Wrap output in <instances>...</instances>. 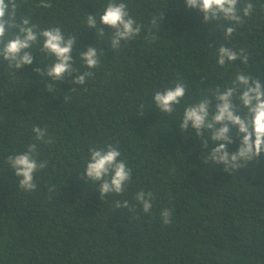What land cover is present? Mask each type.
Segmentation results:
<instances>
[{
    "label": "trees",
    "instance_id": "trees-1",
    "mask_svg": "<svg viewBox=\"0 0 264 264\" xmlns=\"http://www.w3.org/2000/svg\"><path fill=\"white\" fill-rule=\"evenodd\" d=\"M46 2L51 7L16 0L17 17L76 38L73 67L94 75L73 85L65 74L49 92L33 71L38 61L46 67L53 60L39 44L31 49L32 65L16 70L0 58V264H264V157L230 174L204 163L195 130L178 126L186 104L226 87L237 73L264 82V0H241L253 4L252 14L227 39L185 0H123L142 28L118 50L112 29L99 24L109 0ZM88 14H96L104 36L87 27ZM160 14L156 32L151 20ZM221 44L243 48L248 63L218 65ZM89 45L101 60L95 69L79 56ZM178 79L188 92L175 113H161L154 91ZM34 125L47 128L45 139L54 143L37 141ZM231 135L230 152L239 143L235 128ZM31 143L47 166L34 173L36 189L25 192L7 157ZM107 144L118 145L132 178L123 193L102 199L99 182L83 174L89 148ZM141 190L153 193L148 213L134 198ZM117 200L129 208L114 207ZM165 208L172 212L167 225Z\"/></svg>",
    "mask_w": 264,
    "mask_h": 264
},
{
    "label": "clouds",
    "instance_id": "clouds-1",
    "mask_svg": "<svg viewBox=\"0 0 264 264\" xmlns=\"http://www.w3.org/2000/svg\"><path fill=\"white\" fill-rule=\"evenodd\" d=\"M38 6L48 8L51 4L40 0ZM17 7L16 0H0V58L7 61L9 68L16 70L32 65L34 57L31 49L39 44L40 51L53 58L46 67H40L41 63L38 61V66L33 69L43 77L47 91L53 90L52 82L64 80L65 74L70 78L71 84H85L86 79L92 77L94 72H80L73 67L76 38H66L57 26L38 30V26L32 23L29 17H17ZM185 7L197 10L203 17L202 23H217L218 27L223 29L225 39L233 35L237 25L244 22V17L251 16L253 10L251 2L241 4V0H185ZM161 19L162 14L159 17L153 16L151 20V26L156 32ZM99 24L112 29L110 43L116 50L121 47L122 41L133 39L142 28L129 14L127 4L123 0H109L99 16ZM86 25L89 29H95L97 36H104L105 28L98 26L96 14L87 15ZM152 38L155 39V36ZM79 56L88 69H95L100 65L98 50L94 46L89 45L86 51H79ZM216 57V63L220 66L238 59L247 64L249 59L243 48L234 50L224 44L216 49ZM45 77L50 78V82L45 83ZM188 87L183 80L178 79L173 86L154 91L155 107L161 113H175L176 106L181 104ZM178 126L181 132L195 130L201 149L206 153L204 163L221 164L223 171L235 174L250 162L264 157V82L249 73H237L226 87L216 86L210 89L208 94H202L195 102L186 104ZM233 128L236 129V139L239 143L237 150L230 152L228 145L234 143V137L231 135ZM32 131L37 141L54 143L52 138L45 139L47 128L34 125ZM209 141L214 145L211 148L208 146ZM89 153L83 175L89 181L99 182L100 197L104 199L109 193H123L131 181L132 170L126 161L120 158L122 154L118 145L90 147ZM37 155V144L31 143L25 151L7 157V164L16 176L20 177L19 187L25 192L36 189L34 173L47 166V161H38ZM134 198L144 212L151 211L152 192L141 190ZM114 207L129 208V202L117 200ZM171 216L170 209L161 210L163 224L171 223Z\"/></svg>",
    "mask_w": 264,
    "mask_h": 264
}]
</instances>
